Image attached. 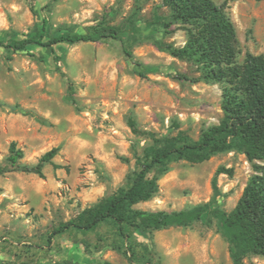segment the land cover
I'll return each mask as SVG.
<instances>
[{
  "label": "rangeland",
  "instance_id": "374dc122",
  "mask_svg": "<svg viewBox=\"0 0 264 264\" xmlns=\"http://www.w3.org/2000/svg\"><path fill=\"white\" fill-rule=\"evenodd\" d=\"M214 2L234 25L236 62L246 52L264 56V0ZM169 14L161 0H0L5 43L84 34L100 22L119 29L116 40L0 47V168L6 170L0 175V264H232L214 220L130 229L132 249L112 222L47 241L60 223L129 183L149 133L183 132L196 141L222 119L224 85L191 82L200 75L197 66L159 48V42L182 46L186 40L180 25L164 32L160 23ZM12 142L26 165L56 149L52 163L59 168L46 164L43 178L14 171L7 161ZM252 175L237 149L201 163L172 161L164 172L149 174L158 179L157 192L135 209L172 212L209 203L230 212ZM244 263L264 264V257L250 255Z\"/></svg>",
  "mask_w": 264,
  "mask_h": 264
},
{
  "label": "trees",
  "instance_id": "16d2710c",
  "mask_svg": "<svg viewBox=\"0 0 264 264\" xmlns=\"http://www.w3.org/2000/svg\"><path fill=\"white\" fill-rule=\"evenodd\" d=\"M170 14L161 27L168 33L172 25H180L186 34L182 46L159 42V48L173 58L192 62L200 73L191 82L222 83L220 122L204 130L191 141L183 132L175 137L157 138L148 134L151 143L135 155V170L129 183L92 207L53 228L47 241L68 231H92L100 224L112 222L118 236L132 249L130 229L157 230L170 226H188L205 219L216 221L231 248L232 264H245L250 255L264 257V56L246 52L241 64L236 62L237 40L231 19L222 5L214 0H161ZM119 38V29L100 22L84 34L60 35L47 41L28 37L0 47L20 51L32 45L53 48L59 44L96 43ZM129 127L140 134L132 120ZM241 150L251 163L250 177L241 198L230 212L209 203L180 211L144 212L135 205L150 200L158 189L157 177L176 160L201 163L227 150ZM56 149L46 152L32 165L22 164L23 152L14 142L9 146L7 161L14 171L44 177L43 168L53 164ZM54 168H59L53 164ZM222 170V169H221ZM6 172L0 168V175ZM222 171L218 170L217 173ZM229 172V171H228ZM216 188L215 182H213Z\"/></svg>",
  "mask_w": 264,
  "mask_h": 264
}]
</instances>
